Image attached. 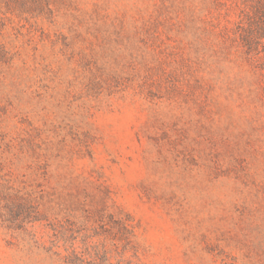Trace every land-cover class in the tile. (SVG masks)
<instances>
[{
	"label": "rangeland",
	"instance_id": "374dc122",
	"mask_svg": "<svg viewBox=\"0 0 264 264\" xmlns=\"http://www.w3.org/2000/svg\"><path fill=\"white\" fill-rule=\"evenodd\" d=\"M0 16V264H264V0Z\"/></svg>",
	"mask_w": 264,
	"mask_h": 264
},
{
	"label": "trees",
	"instance_id": "16d2710c",
	"mask_svg": "<svg viewBox=\"0 0 264 264\" xmlns=\"http://www.w3.org/2000/svg\"><path fill=\"white\" fill-rule=\"evenodd\" d=\"M0 19H1V16H0ZM1 48H3V46H1V44H0V49H1ZM6 53H7V52H3V51H1V52H0V58L3 57V56L5 57Z\"/></svg>",
	"mask_w": 264,
	"mask_h": 264
}]
</instances>
